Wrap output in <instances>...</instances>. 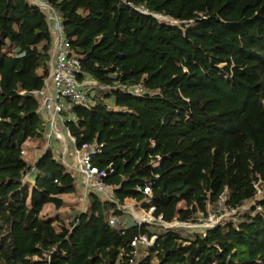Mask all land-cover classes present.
Listing matches in <instances>:
<instances>
[{
  "label": "trees",
  "instance_id": "obj_1",
  "mask_svg": "<svg viewBox=\"0 0 264 264\" xmlns=\"http://www.w3.org/2000/svg\"><path fill=\"white\" fill-rule=\"evenodd\" d=\"M45 1L61 12L85 68L79 80L97 82L89 106L64 102L63 130L77 147L103 144L92 162L117 198L143 199L138 188L150 181L155 214L168 222L207 217L223 199L238 211L203 230L118 227L109 218L121 211L91 192L68 224L45 218L46 205L60 209L84 183L56 138L34 169L22 153L28 140L40 151L45 143L46 113L32 92L49 77L53 41L42 7L0 0V264H39L54 246L50 264H125L139 233L156 240L137 264H264L255 186L264 187V0Z\"/></svg>",
  "mask_w": 264,
  "mask_h": 264
},
{
  "label": "built area",
  "instance_id": "obj_2",
  "mask_svg": "<svg viewBox=\"0 0 264 264\" xmlns=\"http://www.w3.org/2000/svg\"><path fill=\"white\" fill-rule=\"evenodd\" d=\"M35 5L42 7L46 13L50 23L53 48L51 52V69L49 77L45 82V86L42 90H35L33 95L38 97L41 101L40 111L47 114L46 129L44 132L45 149L44 153L53 145V138L63 143V161L72 170L77 172L81 176V180L84 183V194L82 200L86 203L88 193L100 192L105 195L108 200L113 202L121 211V216H111L109 223L112 226L122 227L126 223L142 226V225H161L164 228H174L179 226L193 227L200 224L195 223L198 220L193 218L190 221L168 222L163 219V216L156 215L155 197L152 192L153 183L150 181L145 182L143 187H139L138 190L144 192L145 197L143 199H137L134 197L126 198L121 202L115 193V188L105 182V177L108 172L106 170H100L97 166L93 165V157L101 152L103 147L102 143L94 142L84 144L82 147H77L76 139L71 135L68 129L62 130L61 124L64 122L62 112L65 109L62 99L67 100L72 106H89L91 99L88 97L87 90L90 87L97 86V82L92 78H86L79 80L78 75L85 71L80 58L72 54L69 47L68 39L65 34L63 26L62 15L60 10L53 8L45 0H30ZM144 14L148 11L146 8H136ZM165 19V18H163ZM177 23V22H176ZM103 89L113 90V86H100ZM124 89L134 94L135 96L142 95V87L125 86ZM69 141L73 143L75 148L73 152L69 151ZM26 149L22 150V153L26 154ZM73 157L72 161L70 157ZM151 164L154 168H160L161 157L152 158ZM33 164L32 169H34ZM31 171L25 175V180H29ZM158 177V175H154ZM260 180V175H258ZM255 186L261 192L259 183L256 181ZM249 207L243 206L240 210H246ZM86 211L87 209H82ZM235 213L238 209L234 210ZM233 211V212H234ZM202 214V213H200ZM210 215V214H209ZM205 217V227H213L219 220H214L212 216ZM155 236L149 237L145 234H137L133 237L130 243V249L125 253V264H137L138 259L143 254V251L150 249L155 245ZM57 250V246L52 249L44 251L36 260L39 264H50L53 256V252Z\"/></svg>",
  "mask_w": 264,
  "mask_h": 264
},
{
  "label": "rangeland",
  "instance_id": "obj_3",
  "mask_svg": "<svg viewBox=\"0 0 264 264\" xmlns=\"http://www.w3.org/2000/svg\"><path fill=\"white\" fill-rule=\"evenodd\" d=\"M92 88V87H90ZM90 90V89H89ZM88 90V91H89ZM91 90H94L93 88ZM88 93V92H87ZM67 102V100L65 99H62V102ZM71 106V104L69 105ZM45 119L47 120V114H46V117ZM62 130H63V126H62ZM54 140V139H53ZM52 140V141H53ZM58 145L62 146V149H64V145L63 143L61 142H58ZM42 149L44 150L45 149V143L41 145ZM75 148V146L73 145L72 142L69 141V151L70 152H73V149ZM60 149V150H62ZM63 152V151H62ZM63 153H62V158H63ZM25 158L27 160H29V156H28V152L27 154L25 155ZM37 158V157H36ZM36 158H33L31 161V163L35 162ZM71 161L73 159V157L71 156ZM33 161V162H32ZM31 184V183H30ZM261 192L259 194L260 197H258V200H262L264 199V187L260 188ZM83 194L84 192L81 194V193H68V194H63L62 197L64 198L65 200V204L60 208V209H57L54 205L52 204H48L45 206L44 208V211L42 212V215L45 217V218H54V220H56V222L59 224L61 221L65 222L66 224L69 223V221L72 220L74 214L79 211V210H82V209H88V205H87V202L85 203L82 198H83ZM105 197V196H104ZM224 200V199H223ZM223 200H222V203L220 204V206L218 207L217 210H213L211 208H209V217L212 216L214 218V220H221V218H225V217H229L231 215H234L236 214L235 211H229V210H226L224 209L223 207ZM255 201H251V203L249 204H246L245 206L247 207H250L252 204H254ZM181 207L184 206V203L183 205L180 204ZM195 223H198L200 225L198 226H193V227H190V228H193V229H199V230H203L202 228H204V224L208 223L206 222V219H205V216H203L202 214H198V221L192 223V224H195ZM177 228V227H175ZM147 250H145L146 252Z\"/></svg>",
  "mask_w": 264,
  "mask_h": 264
},
{
  "label": "crops",
  "instance_id": "obj_4",
  "mask_svg": "<svg viewBox=\"0 0 264 264\" xmlns=\"http://www.w3.org/2000/svg\"><path fill=\"white\" fill-rule=\"evenodd\" d=\"M60 125H61V128H62L63 124L60 123ZM25 149L28 152V156H29V158H28L29 160L26 159L27 161H31L33 158H36L37 157L36 160H35V162H36L37 159L41 158L44 155V150L40 151L37 148L36 141H34V140H28L25 143ZM27 152H26V154H27ZM35 162H33L32 164H34ZM30 179H31V177L29 178V180ZM181 205H183V203H181Z\"/></svg>",
  "mask_w": 264,
  "mask_h": 264
},
{
  "label": "water",
  "instance_id": "obj_5",
  "mask_svg": "<svg viewBox=\"0 0 264 264\" xmlns=\"http://www.w3.org/2000/svg\"><path fill=\"white\" fill-rule=\"evenodd\" d=\"M157 17H160V18H163V16H161V15H156ZM165 18V17H164Z\"/></svg>",
  "mask_w": 264,
  "mask_h": 264
}]
</instances>
